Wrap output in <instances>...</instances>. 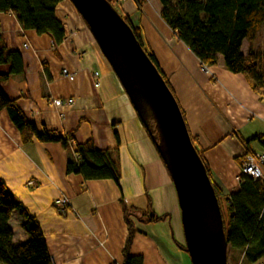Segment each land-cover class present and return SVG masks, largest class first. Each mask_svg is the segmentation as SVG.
Returning a JSON list of instances; mask_svg holds the SVG:
<instances>
[{
  "label": "crops",
  "instance_id": "crops-1",
  "mask_svg": "<svg viewBox=\"0 0 264 264\" xmlns=\"http://www.w3.org/2000/svg\"><path fill=\"white\" fill-rule=\"evenodd\" d=\"M114 7L140 27L142 42L167 77L189 134L203 150L211 180L229 195L239 185L241 155L264 149L257 140L251 141L255 135L264 137V90L255 91L242 73L228 71L221 59L202 70L201 61L160 18L159 0H146L141 10L134 0H115ZM54 13L63 26L58 44L47 33L23 29L11 12H0V36L8 50L21 54L24 66L21 76L0 82L1 90L15 99L39 131L47 127L62 134L73 132L77 142L91 139L99 149H115L121 177L116 184L67 174L68 155L62 144L23 139L1 109L0 179L36 218L52 264L121 263L129 230L125 204L167 216L159 221L131 216L136 230L129 247L132 255H141L143 264H191L174 183L153 140L72 2L62 0ZM254 40L243 41L245 54L262 52L264 42ZM63 70L71 76L63 75ZM7 71L0 64V73ZM57 98L73 101L58 106ZM29 180L35 186L27 185ZM60 196L67 198L65 213L54 205ZM14 213L17 232L10 223L13 216L8 221L13 239L24 241L23 218ZM235 252L227 249V264L241 262L240 252ZM255 263L264 264V256Z\"/></svg>",
  "mask_w": 264,
  "mask_h": 264
},
{
  "label": "trees",
  "instance_id": "trees-1",
  "mask_svg": "<svg viewBox=\"0 0 264 264\" xmlns=\"http://www.w3.org/2000/svg\"><path fill=\"white\" fill-rule=\"evenodd\" d=\"M62 0H0V12H11L23 29H33L36 33H47L54 43L62 41L63 26L57 19L55 6ZM113 6L115 0H109ZM139 10L146 0H134ZM160 18L171 29L177 40L185 44L201 61V64L216 65L223 60L225 68L234 74L242 73L251 88L264 90V51L250 50L244 53L243 41L256 38L264 26V0H159ZM116 9V8H115ZM141 10V9H140ZM120 13V12H119ZM121 14V13H120ZM141 44L149 59L155 64L172 95L173 91L167 77L159 69L152 52H148L142 42L140 27L133 26L126 16H122ZM0 64L7 66L6 73H0V82L10 76H21L24 72L21 54L8 50L0 36ZM175 97V95H174ZM180 107V106H179ZM5 109L10 122L14 124L23 139L35 138L40 142H59L68 155L66 173L81 174L85 179H111L118 184L121 177L120 163L115 149L97 148L92 140L77 142L73 132L62 134L57 130L43 127L37 129L25 113H22L15 99H9L0 87V111ZM181 114L183 112L180 108ZM184 117V116H183ZM189 132V131H188ZM117 137V132L114 131ZM190 135V134H189ZM194 148L204 163L205 170L213 185L223 218L227 246L239 251L242 259L239 264H251L264 256V184L247 175L240 176L237 189L229 195H223L216 183L211 180V171L203 157V150L198 149L197 139L190 135ZM264 146V137L255 135ZM244 144L247 141H243ZM228 204V217L224 218L221 199ZM123 216L128 233L122 248L121 263L143 264L141 255L130 253L129 247L135 233L131 216L142 221H159L166 214L156 215L151 210L143 211L137 206L123 205ZM23 218L21 228L27 235L24 241L13 239L14 234L8 223L14 212ZM0 262L3 264H52L48 246L36 218L15 200L0 179Z\"/></svg>",
  "mask_w": 264,
  "mask_h": 264
},
{
  "label": "water",
  "instance_id": "water-1",
  "mask_svg": "<svg viewBox=\"0 0 264 264\" xmlns=\"http://www.w3.org/2000/svg\"><path fill=\"white\" fill-rule=\"evenodd\" d=\"M92 33L170 173L191 264H227L220 203L177 100L109 0H69Z\"/></svg>",
  "mask_w": 264,
  "mask_h": 264
},
{
  "label": "built area",
  "instance_id": "built-area-1",
  "mask_svg": "<svg viewBox=\"0 0 264 264\" xmlns=\"http://www.w3.org/2000/svg\"><path fill=\"white\" fill-rule=\"evenodd\" d=\"M201 69L206 70L207 66L201 64ZM63 75H68L66 70H63ZM92 76L96 79L94 82L97 85V72H93ZM73 100L71 98H66V100L55 99L54 104L58 106H62L66 103H71ZM241 160L239 163V174L236 176V180L240 182V176L247 175L249 178L253 180H260L264 184V149L250 151L246 150L243 155H241ZM29 186H35V182L33 180H29L27 182ZM57 207L59 213H65L66 209L64 208L67 205V198L64 196H60L54 203Z\"/></svg>",
  "mask_w": 264,
  "mask_h": 264
},
{
  "label": "rangeland",
  "instance_id": "rangeland-1",
  "mask_svg": "<svg viewBox=\"0 0 264 264\" xmlns=\"http://www.w3.org/2000/svg\"><path fill=\"white\" fill-rule=\"evenodd\" d=\"M254 41H256V44H258V43L261 44L264 42V28H260V30L256 34V38ZM263 49H264V46H261L260 50L263 51ZM220 202H221V206H222V212L224 213V218L227 219L228 214H229L228 213V204H227V202H225V200L223 198L220 200ZM12 216L13 217H12L10 223H11V226L14 228V230L17 232L18 226H17V223L15 222L16 213H14ZM16 232H15V234H16L15 238L17 239L18 233H16ZM184 245H185V241H184ZM228 251L230 252V254L236 253L235 250H233L231 248H228ZM0 264H3V263L0 262ZM251 264H258V263H251Z\"/></svg>",
  "mask_w": 264,
  "mask_h": 264
}]
</instances>
